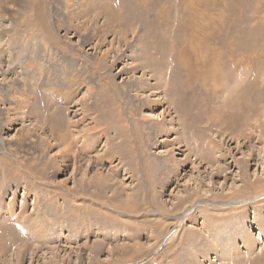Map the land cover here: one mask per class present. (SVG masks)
<instances>
[{"label": "rangeland", "instance_id": "1", "mask_svg": "<svg viewBox=\"0 0 264 264\" xmlns=\"http://www.w3.org/2000/svg\"><path fill=\"white\" fill-rule=\"evenodd\" d=\"M20 1L0 264H264V0Z\"/></svg>", "mask_w": 264, "mask_h": 264}, {"label": "bare ground", "instance_id": "2", "mask_svg": "<svg viewBox=\"0 0 264 264\" xmlns=\"http://www.w3.org/2000/svg\"><path fill=\"white\" fill-rule=\"evenodd\" d=\"M34 1H36V0H34ZM20 2H21L20 0H0V85H2L3 80H5V77L4 76H6L7 75V72H9L8 70L5 71V67H4V62L5 61L4 60L7 61V59L6 58L4 59L5 56L2 55V54H6V55H8V58H9V55L11 54V51H10V40H8L9 38L7 36V32H8L9 27H10L8 25V22H9L8 20L11 17H13L12 14H16L17 13V10L18 9H21V8H19ZM34 15H35V17H38V18L35 19L36 20L35 22H38V23L43 24L44 25V28L46 29L47 28V21H46L47 19H46L45 13L44 12L43 13H40L38 11V7H37ZM48 29H49V27H48ZM34 31L35 30L33 29L32 30V33H34ZM65 31L66 32H69L68 30H65ZM36 32H38V31H36ZM39 37H40V40H43L42 36L39 35L38 33L37 34H31V36H29V42L27 43L29 45V51L25 55H22L23 56L22 59H21L22 62H20L21 63L20 68L23 70V72L25 74H27L29 77H33V79H37L36 77L40 74L39 71H38L39 68L37 67L39 65L38 64L39 63L38 62V60H39V54L36 53V40H38ZM44 42H46V40ZM45 44L49 45L48 43H45ZM11 60H12V58L10 57V60L8 59V61L10 62ZM28 61H31V62L28 63ZM27 63L29 65L28 66H25ZM36 70H37V72H36ZM221 77H222V74H221L220 78H217L218 82H221ZM5 83L7 84V82H5ZM10 84H12V83H10ZM16 85H17V89H20L21 91H24V90L27 89L26 88V83H25L24 80H17L16 81ZM12 86L9 85V88H7V90H6V92L9 95V97H10L11 94H14L17 91L16 90V87H14V84H12ZM221 92H222V88L216 94H219ZM2 145H3V142L0 139V146H2ZM183 215L184 214H181L180 215V217H179L180 220L183 218L182 217Z\"/></svg>", "mask_w": 264, "mask_h": 264}, {"label": "water", "instance_id": "3", "mask_svg": "<svg viewBox=\"0 0 264 264\" xmlns=\"http://www.w3.org/2000/svg\"><path fill=\"white\" fill-rule=\"evenodd\" d=\"M188 211V210H187Z\"/></svg>", "mask_w": 264, "mask_h": 264}]
</instances>
